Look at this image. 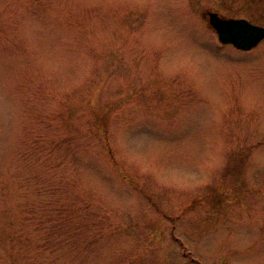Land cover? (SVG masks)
<instances>
[{
    "label": "rangeland",
    "instance_id": "rangeland-1",
    "mask_svg": "<svg viewBox=\"0 0 264 264\" xmlns=\"http://www.w3.org/2000/svg\"><path fill=\"white\" fill-rule=\"evenodd\" d=\"M264 0H0V264H264Z\"/></svg>",
    "mask_w": 264,
    "mask_h": 264
},
{
    "label": "water",
    "instance_id": "water-1",
    "mask_svg": "<svg viewBox=\"0 0 264 264\" xmlns=\"http://www.w3.org/2000/svg\"><path fill=\"white\" fill-rule=\"evenodd\" d=\"M201 15L221 44L248 51L264 39V26L246 18L226 17L215 11H203Z\"/></svg>",
    "mask_w": 264,
    "mask_h": 264
}]
</instances>
